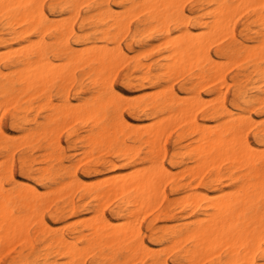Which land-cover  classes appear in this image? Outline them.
Wrapping results in <instances>:
<instances>
[{"label":"bare ground","instance_id":"1","mask_svg":"<svg viewBox=\"0 0 264 264\" xmlns=\"http://www.w3.org/2000/svg\"><path fill=\"white\" fill-rule=\"evenodd\" d=\"M187 1L188 0H105V1L103 0H58L57 2V4L59 5L58 7H61L60 5L71 7L72 15L66 16L68 17V19L65 17L66 19L64 18L62 20H53L48 15L49 11H47L48 14L45 12L44 0H0V22L4 26V29L2 30L7 29L11 35H21L24 41H29V37L34 34L37 35V37L38 36L40 37V41L37 39L39 41L37 47H34V48L32 47L33 43L37 44V40H35L36 42L35 41L32 42L33 41L32 40L31 41L32 46H31V42H29L28 43L29 46L27 47H24L25 45L21 46L22 49L24 47V49L21 51L22 54L18 53L21 55V58H22L21 61H22V65L24 66V70L22 71H24V73L23 75H22V72L21 74L19 73L20 74L19 76L22 75V77L17 78V76H15V78L20 79V82H22L25 85V88L23 87L24 89L20 94L15 95L14 91L10 89L5 82L0 81V97L3 96L11 102L13 100L14 102L15 101L18 102L20 100V97L23 96L25 91L31 90V88H39V86L42 87V89L40 87L39 91L40 90L44 91L43 86H47L49 83H51L56 78L63 77L65 73L70 70L71 67L76 68L77 66H81L84 68H88L90 70V73L94 76V79L90 80L91 82L89 83H92L93 81L94 85H98V88H99L97 90V96L93 99L92 102H87V103H84L83 105L81 104L82 106L78 108L76 107V109L74 110L71 109L70 113H68L69 118H70V115L73 117V120L70 118L71 124L74 123V120L76 119H80V120L82 119L85 121H92L91 123H93L98 128H100V131L98 130L99 132L96 135H92L90 137L92 148L103 146V147L114 149L117 153H120L123 156L128 155V153L132 150L133 147L131 148L129 146L130 144L128 145L126 142H124V138L126 137L136 142L147 143L151 149L150 150L151 156H152L151 158L152 160L153 159L155 160L156 154H157L156 150L158 149V147L160 146L163 147L164 145L163 143H164L165 137L163 139V143H161L163 135L167 132L164 135L167 137V134H169L171 130L173 129L171 128V126L172 125L178 126L181 122H186L188 121L187 119L190 120L194 118V116L192 115H195V113L197 112L196 111L197 108L201 109L202 107H199L200 105L203 106V104L204 105H207V104H205L206 101L203 99L202 101L204 102L201 103V99H199L200 97H198L199 96L198 91H200V88L197 89V92H198V93L196 92L198 95L197 97L196 95L194 98L193 96L191 97L189 96V98H191L192 101L189 100L188 96L186 97L188 100H186L185 97L183 99L182 97H180L178 93H176L171 88L166 91L160 89L161 91L159 90V92H162V93L163 91L165 92L159 98L154 100L152 103V106L149 107V111H150L149 115L150 117H152V119H154L152 120V122L156 120V122H153L154 124L151 122L153 125L150 126L149 125L150 122H148L146 124H148L149 127L148 125L145 124L147 128L146 127L144 128L143 126L144 129H141L142 126H140L139 128L135 124L131 125L130 123H126L125 120L124 122L120 118L121 116L118 114L119 107L125 102H127L128 99L131 97L127 99L123 94L117 92L112 85H109V80L112 83V79H114L115 75L111 79H109V76L113 72L114 68L118 69V67L116 66L119 65L120 67L118 70H120L122 68L121 67L122 65L120 64H123L127 60L134 58L133 56H131V58L128 59V55L120 43V41L122 40L121 39L122 37H119V35L122 32H126V33L129 31L132 32V30L130 29V26L128 27L130 23L129 21L134 16L137 17L138 15L142 14L144 16V19L142 21L143 22L142 24L145 26L144 29H148V30L156 29L157 31L155 32L156 35L152 33L153 36L159 35V37H163L168 42L167 44V42L165 41L166 47L167 45L171 44L170 47H171L172 54L170 55L167 54L168 56L166 58H164V56L162 58V60L165 62L161 64L162 66L160 70L164 78L178 74L179 72L182 73L183 70H185L187 73L188 70L197 69L198 74L197 76L195 74L194 75L196 76L195 78H197V80L199 81L198 82L199 84H203L208 80H212V81L214 80L215 82L216 81L217 82L226 81L225 80L226 72L224 71V66L227 67L228 65L227 63L232 62L231 61L232 56H235L237 57L238 60H242L245 63H247V65H250L249 66L250 68L247 67L250 69V72L246 77L249 78L251 75H254L258 77L260 81L263 83V86L261 87V90H260L261 95H259V97L258 96L255 97V101L264 105V0H199L200 2L199 9H198L199 13L200 11H202L201 9L203 8V5L208 4V6L206 10L203 9L205 11L204 13L199 14L194 19V23L192 22V20L188 18L189 16L188 17L186 16V12L183 7L184 3H186ZM54 3H55V0H54ZM112 3H114L116 7H119L122 10L119 11L116 8H113L111 6ZM84 4H87L88 7L92 9L93 11L98 12L94 16H91L90 19L92 20V22H96L105 27V30L102 33L103 34L102 38L106 40L107 43L111 41L113 46L110 47L108 44L104 46H96L94 44L93 45L91 44V46L87 45L88 47L85 49H83L84 48L83 47V48H80L81 50L80 49L76 50L75 47L74 49L67 42L63 44L61 49L59 50L62 51V53L68 57L69 65L68 64L67 65L71 66L69 69L63 70V66H62L63 64H61L62 62H60V65L62 66L61 68L62 70L60 69L59 71H56L54 70L55 68L52 67L54 63H51L49 60H46L44 62L45 64L47 62V64H50V66H48L47 64L46 66L45 64L38 62L39 64L41 63L40 66L37 63L38 64L37 66L39 67H34L35 63H33L32 55L33 54L37 55V58L35 59L36 61L38 58L40 60L42 59L43 52H45V50L47 49L46 48L47 45L44 43L45 36L47 34H51L58 40H69L70 37L75 36V30L70 21H72V23L74 22L73 21L74 19L73 20L71 19L72 16L75 15L78 9ZM59 11H61V9H59ZM242 13L247 14V21L245 22V24L243 23L244 28L240 32V35L243 36L244 39L239 40L238 34L236 32V26L233 22H235L236 20L234 17L238 16L237 17L238 19L240 15H243ZM172 25H174L173 29L171 28ZM253 26L261 27V29L257 30L256 32L254 31L255 33L253 32L254 34L250 35L249 32ZM196 29H201L202 31L197 33ZM174 31L178 33L175 35V37H173ZM138 33H139L138 36H140L141 33L140 32ZM118 37L120 38V41ZM152 38H155V37H152ZM82 40L76 39L77 43ZM85 40L87 41V39ZM153 40H157V39H153ZM160 43L161 41L159 42V44ZM162 43H161V47L163 46ZM249 43H253V45L251 44L249 45ZM150 46H152V44H150ZM163 47L165 48V46ZM17 48L20 49V47H17ZM213 48L216 49L215 54L212 53ZM15 50L17 51L16 48ZM15 50L12 49L11 54L13 53V51L15 53ZM144 52H143V55H144ZM16 54L17 52L15 53V55ZM133 55H136V54H133ZM138 55H140L141 57V54L139 53L135 57L137 58ZM157 59L158 58H156V60ZM220 59H226L228 60V62L222 63L220 62ZM65 62L68 63V61H65ZM152 65L153 64H149V65L142 64L141 65L138 62L136 63V67H138L139 69L151 70ZM232 66L233 65L229 66V68L225 67V70L226 71H228V69L230 70ZM3 73L5 75V72ZM68 73H70V71ZM116 73H117V70H116ZM71 80H69V82ZM18 82L19 80H17V83ZM74 82L71 81V83H74ZM215 82H212V83H215ZM71 83L69 84L72 85ZM171 83H174V82H171ZM206 85L208 84L206 83ZM80 86H77V87H80ZM68 87H71V86L68 85ZM68 87L66 88V91H65L66 94L68 91L67 90ZM200 87L202 88L201 85ZM217 88L220 89V87H217ZM130 90L132 89L130 88ZM224 91L223 92L221 91L223 95H224ZM217 92H218L217 94H220V90H217ZM152 96H155V95L152 94ZM217 98L216 99L212 98V99H209V100L207 99V100L209 102H212L213 100L219 101V99ZM48 100L49 98L46 100L47 101L46 107L48 106ZM11 102L9 103V102L3 101L2 105H4V107L7 110V108H9L10 105L13 103ZM69 102L70 101H68V103L67 102L65 103L69 105ZM6 103L7 104L9 103L10 105H7L6 107ZM49 103H51V101ZM52 103L50 104L51 106H52ZM17 105L19 106V104ZM54 105L57 106L56 104ZM54 105L53 107H55ZM108 107L113 108L111 115H109L108 113L109 112ZM13 109L15 110L16 108L13 107ZM48 109H51L52 111V108H50L49 106H48ZM227 109H230V108H227ZM69 110L70 108L68 110H65L66 113ZM21 111L23 112V109ZM228 111L229 110H227V112ZM230 111H233V110H230ZM61 112H63L64 114V110H62ZM20 115H17V116L20 117ZM219 115L216 112L214 113L213 116L214 118H217ZM21 117L23 118V116ZM245 117H247L246 114H245ZM228 118L232 119V117H228ZM235 118H236V115H235ZM260 119L259 120L257 119V121H260ZM52 120L54 119L52 118ZM19 121H22V120H19ZM200 124L202 125V122H200ZM66 125L69 126L68 124ZM189 125H190L189 135H196V138H197L196 145L195 146L192 145V147L194 146L193 151L196 152L195 158H197V161H196L197 163L194 164L195 166L191 164L192 166H194L193 168H190L191 167L190 164L188 166L190 168L189 171L193 172V175H190L191 178H196L198 179V181L202 180L204 177V175L202 174L203 170L206 171L207 168L210 167V165L216 166V164H218L220 166L222 161L219 163L217 160L220 161V159L224 158L227 161H229L231 165L233 159H235V161L233 160L234 163L239 162L242 159H244V161L248 165V168L252 170L251 174L248 177L247 190L245 189L246 191H244V189L241 188L243 189L241 192L244 191L243 194L234 195V194H237L238 192L231 191L234 193L225 194L221 197L217 196V198L213 196L215 197L213 198L211 197L212 194L209 195L206 191H198L196 188H188L186 184H183V182L181 181L176 182V178L174 177L175 174L171 175V172L166 170L164 167H160V165L156 163L157 161L153 162V164L155 163L157 166L155 164L153 166L152 164L149 163V165H152V168L150 169L151 166H149V170L146 172L145 170H143V168L141 169L143 172H139V171L137 172V168L135 167L136 171H134L135 170L134 168L132 170L134 172L132 173L130 172L129 175L120 174L117 176L115 174L116 175L115 176L113 174L115 177L111 178L109 176L110 179H108L106 178L108 176H106L104 177L106 179L101 182H98L101 178H99V180L97 179L96 183L80 182V179L79 181H75L74 183L73 182L67 183L65 181L66 183L65 185H63V188L65 190L67 189V191H65L66 195L71 194V193L73 194V192L75 193L78 190H82L85 192V195L92 197V199H94L96 201L95 203L97 204L96 209H95L96 216L94 217V214L91 213L93 215L92 220L88 222V224L85 223L87 225V228L90 234L88 235L82 234L81 236L78 235L79 236L78 240H82L86 242L84 244L86 245L85 247H83L82 245L81 248H79L74 243V241L72 244L71 240L69 241L63 236H62L63 238L61 239L59 238L57 239L54 238L55 240L53 239L54 242L52 243L55 244L58 251L61 252V253L58 252V254H64L68 258V260L66 259L68 261L67 264H82L80 263V261H81L83 253L85 254V251L86 252L88 251L96 252V255H97L96 263L98 264H120V261H119L120 256L124 259L125 262L130 261L129 264H131V260L132 262L138 259L144 260L147 257L152 260V264H168L167 262L162 261L158 255L154 254L152 249L149 250V247L148 248L146 247L145 243L142 241V239L139 236V232H140L138 229L139 223L138 225H136L137 219H140L138 216L140 215L141 212H142L141 214H143L142 216H144L145 212L149 213L151 208L153 207L156 208V206L154 205H157V204L159 205L161 202L164 203L168 201V194H167L168 186L172 187V188L170 187L172 189V192L176 194H184L183 197L180 198V201H181L182 206L185 207V209H187V216L185 218H181V217L177 218L174 215H168L167 212L163 213V211H161L165 220L168 222H172L171 225L168 224L169 226H163L162 230L164 231V235L171 236V243L170 244L168 243V244L172 246L174 249H176L177 264H197L202 259H205L210 256L213 257L214 255L216 256L219 253L226 254V257L228 259V260L226 259V262L228 264L229 263L232 264V260H237V259L239 261H244L246 264H254L253 255L255 254V252L261 250V252L264 253L263 251L264 246L262 245V243L264 242V175H263L264 168H262L261 166L260 168L258 166L260 169L259 170L256 169L257 165L255 163L256 153L261 152V153H257V155L259 154L262 156L264 154V148L261 149L263 151L261 150L256 151L254 149L256 151L255 153L253 151L252 145L246 141V138L245 139L241 138L245 136V135H242V134H245L243 132L245 131L247 132L250 129L249 123H247V125L233 124V123L224 124L222 127L214 131H210L207 128L203 129L202 127L198 125L196 120L191 121ZM60 126L59 128L61 129L60 131H58L59 133L64 129ZM245 126H248L249 129L247 130L245 129V131H243L244 128H246ZM168 127L170 128L169 130H168ZM207 127L209 128V126ZM19 129L24 131L22 133L24 135H21V136H23V138L28 144H32L36 136H40L42 133H45L44 129L41 131L34 132L32 131L30 127L23 128L21 125H19ZM260 134L264 136V126L260 127ZM14 136L16 137V135ZM121 136H123L124 138H121ZM10 137L11 138H9L6 131L3 130L2 127L0 126V147L4 148L5 150H8L9 141L11 143V140L9 139H12L13 135H11ZM17 137H19V135ZM56 137H58V135ZM87 137L89 138V136ZM23 138L20 137V139H23ZM20 139L18 138V141ZM54 139H55V136H54ZM159 143L161 145H159ZM179 143L181 142L178 140V144ZM182 144H185V143H182ZM189 149H190V146H189ZM132 151H134L135 153V150H132ZM11 152H14V150L12 149ZM86 152H87V149H86ZM89 153L91 154V152ZM10 154H8L7 156H10L9 159H12L13 153H10ZM160 154L159 155L161 156V158L159 155L158 157L162 160L164 153H160ZM237 155L239 156L238 158H237ZM89 156L87 158H90ZM50 157L51 156H49V158ZM192 157L194 158V156ZM4 159L7 160V158H4ZM4 159L3 161L6 162L7 164L8 160L6 161ZM67 161H68V157H67ZM11 162L10 164H12ZM113 162L114 161H111L110 163H113ZM160 163L162 164V162ZM10 164L8 162L7 165L5 166L3 165V168L5 167V170L7 168L8 170H10L9 168ZM112 165H114V163ZM6 166L8 167L6 168ZM234 166H237V165L235 164ZM239 166L241 168V165ZM20 167L23 173L26 171H29V167L25 159L20 160ZM243 174L244 173H242L241 175ZM258 174L261 176L263 175V176L261 177ZM180 175H184V174H181V171H180L179 176ZM10 178H11V173H10ZM191 178H189V180ZM212 178L214 179L215 177H212ZM216 178H219V177L216 176ZM93 181L95 182V180ZM60 186L62 187L61 184ZM56 187H55L56 189L52 191L58 192L59 185H57ZM235 188H238L237 190H240L239 185L236 186ZM38 192L39 191H37L36 189L34 190V187H33V190H24L22 188V189L12 190L10 193L9 192L5 193L3 191H0V250L2 248L5 249L6 246L7 248H11L12 246L11 247L9 246L11 244L13 245L19 244L21 247V250L17 252V254L13 258L10 257L12 258L11 264H35L37 260V259L30 260L28 256L24 254V248L27 245V241H29L28 239H30L28 236V230H29L30 224L26 223V220L30 222L29 221L30 216L29 214L24 215L23 213L25 211L32 210L33 207H36V205L39 204L40 196H41L39 193L41 191L39 193ZM47 192L48 190H46V194ZM56 194L57 193L55 192V194H52L51 197L53 198V196ZM59 194L60 193H58V195ZM232 194L234 196H232ZM218 195H221V192ZM56 197H54V199ZM114 198L118 200V206L117 208L113 210L112 215L115 217L126 218L128 220V223H127V220H125L126 223L123 220L125 223L124 227L117 226L118 224H120L119 222L112 224L111 216L107 215L104 211L103 202L105 201L108 204L110 200ZM174 200L175 199H173V202ZM10 204L17 205L18 214H16L15 212L16 210L14 209L13 206H7ZM32 213L36 217V218L34 217L32 218L33 219L32 222L33 221L35 222L37 220L40 223V220L43 221L42 220L43 218L41 216V214L43 215L42 211L41 212L39 211V213L37 212L39 217L36 216L37 214H35V212H32ZM199 215H203L205 216V218L202 219V217H200ZM27 217H29V219H27ZM48 218L51 219L50 217ZM158 218H160V216L157 217V219ZM79 220H81V218H79ZM83 222H85V220ZM64 224L66 225L67 223L65 222ZM48 231L49 230L47 228L45 232L47 233ZM3 250L1 251L2 254H3ZM263 253H261V255ZM2 254L0 255V257L2 256ZM45 256L46 255L44 254V257ZM263 258H264V255H263ZM173 261L175 262V260ZM204 261H207V260H204ZM262 262L264 263V261ZM62 263L64 262L62 261ZM256 263L259 264V261ZM208 264H211V263H208Z\"/></svg>","mask_w":264,"mask_h":264},{"label":"rangeland","instance_id":"2","mask_svg":"<svg viewBox=\"0 0 264 264\" xmlns=\"http://www.w3.org/2000/svg\"><path fill=\"white\" fill-rule=\"evenodd\" d=\"M103 1H105V0H103ZM57 2H58V0H55V3H54V0H44L45 12L47 13V11H49V14L48 13L47 14L49 15V17L51 19L62 20L66 16L72 15L71 7L62 6V5H60L62 8L58 7L59 5L57 4ZM47 4H48V6H47ZM199 4H200L199 0H188L186 3H184V6H183L184 10L186 12V16L187 17L189 16L188 18L190 20H192L193 23H194V19L199 14L204 13L205 11L203 9L206 10L207 6H208V4L203 5V8L201 9L202 11H200V13H199L198 12ZM187 5H188V7H187ZM111 6L113 8H116L119 11L122 10L121 8L116 7V5L114 3H112ZM46 7H48V8H46ZM59 9H61V11H59ZM77 13H75V15H73L74 18H73V16H72V18L70 17L72 20L74 19L73 23H72V21H70V22L73 25V28L75 30V36L70 37L69 40H58L54 36H52L51 34H47L45 36V42H44L47 45V47H46L47 49L45 50V52H43L42 59L40 60L38 58L36 61L35 59L37 58V55H35V54L32 55L33 63L36 64V66L34 64V67H39L41 63L45 64L44 61L49 60L51 63H54V65L56 63L55 66L54 65L52 66L55 68L54 70H56V71H59L62 68V66H63V70L69 69L71 66H68L69 65L68 57L65 54H63L62 51L59 50V49H61L62 45L67 43V42L73 48L75 47L76 50L83 48V47H84L83 49H85L88 46H91V44L92 45L94 44L96 46H104L107 44L110 47L113 46L111 41H109V43H107L106 40H104L102 38V35H103L102 33L105 30V27L103 25L96 23V22H92V20L90 19L91 16H94L95 14L98 13L97 11H93L92 9H90L88 7L87 4H84L78 9ZM242 14L243 15H240V17L238 19H237L238 16L234 17L236 20H235V22H233L236 26V32L238 34L239 40L244 39V37L240 35V32L243 30L244 24L247 21V14L246 13H242ZM51 15H53V16H51ZM54 15H56V16H54ZM75 17H76V19H75ZM135 17L136 16L131 18V20L129 21L130 23L128 25V27L130 26V29L132 30V32H130V31L127 33L122 32L119 35V37H122L121 41H120V38L118 37L119 41L121 43V46L124 48L125 52L128 55V59L131 58V56H133L134 58L127 60L123 64H120V65H122L121 66L122 68L120 70H118L120 66L119 65L116 66V67H118V69L114 68L113 72L109 76V79H111L115 75L114 79H112V83L109 80V85H112L117 92L123 94L127 99L129 97L132 98V99L129 98L127 102H125L124 104H122L119 107L118 114L121 116L120 118L123 121L125 120L126 123H130L131 125L135 124L139 128H140V126H142L141 129H144L146 127L145 124L148 122H150L149 123L150 126L153 125L154 124L153 122H156V120L152 122V120H154V119H152V117H150V115H149V112H150L149 107L152 106V103L154 100L159 98L161 95H163V93L166 90H169L170 88L172 90H174L176 93H178L180 95V97H182L183 99L185 97L186 100H188L186 98L187 96H188V98H189V96L190 97L193 96V98H194L195 95H196V97L199 95L198 97H200L199 99H201V103L204 102V101H202V99H203L206 101L205 104H207V105H204V104H203V106L198 105L199 107H202V108L201 109L197 108L196 113L194 111L195 115H192V116H194V118L191 117L193 120L187 119L188 121L181 122L179 125L177 124L178 126L172 125L171 128H173L174 130L172 129L171 132L169 134H167V137L164 136L167 133L166 132L163 135V138L161 140L162 142L160 141L161 143H163V139L165 137V140L163 143L164 148L162 146L158 147V149L156 150L157 151L156 158H155V160L154 159L152 160V158H151L152 156H151V152H150V150H151L150 146L145 142H136L134 140L128 139L126 137L124 138L123 136H121V138H124V142H126L128 145L130 144L129 146L131 148L133 147L132 150H135V153H134V151L131 150L132 152L130 151L128 153V155L123 156L122 154L117 153L114 149H111V148L100 146L97 148L95 147L96 148L95 149V148L91 147L92 143L90 141V137L92 135H96L100 131V128H98L96 125L91 123L92 121H85L82 119L81 120L76 119V120H74V123L71 124L70 118L73 120V117L70 115V118H69V116H68V113H70L71 109L74 110V109H76V107L78 108V107L82 106L84 103L92 102L93 99L97 96V90L99 88H98V85H94L93 81H92L93 84L89 83V82H91L90 80L94 79V76L90 73V70L88 68H84L81 66H77L76 68L71 67L69 70L70 73H68L69 71H67L63 77L56 78L51 83H49L50 85L46 84L47 86H43L44 91L43 90L39 91L41 86H39V88H31V90L25 91L23 96L20 97V100L18 102H16V101L14 102V100H13L12 101L13 103H12L11 101L7 100V98H5L3 96L0 97V115L3 114L0 116V126L2 127L3 130L6 131L9 138H11L10 136L13 135L12 139H9V140H11V143L9 141L8 150H5L4 148L0 147V149H1L0 150V159H1L0 160V185H1L0 189L3 187L0 191H3L5 193L6 192L10 193L12 190H17V189H22V188L24 190H33V187H34V190L36 189L39 192L41 191L40 193L38 192L41 195L39 204H37L36 207L32 208L33 211L28 210V211H25L23 213L24 215L29 214V216H30V219H29V217H27V219H29L30 222H28V220H26V223L30 224L29 225L30 227L28 230V236L30 238L28 240L30 242L27 241V245L24 248V254H26L30 260L37 259L35 264H67L68 258L64 254H58V252L59 253H61V252L58 251L56 245L52 243L57 238L61 239L64 237V238L68 239L69 241L71 240L72 244L74 241V243L79 248H81L82 245H83V247L86 246V245H84L86 242H84L82 240H78V237L81 236L82 234H87V235L90 234L86 224H88V222H90L92 220V216H93L92 214H94V217L96 216L95 209H96L97 204L95 203L96 201L94 199H92V197L85 195V192L82 190H78L75 193L73 192V194L71 193V194L66 195L65 191H67V189L65 190L63 188V185H65L66 182L67 183H70V182L74 183L75 181H79V179H80V182L96 183L97 179L99 180V178H101V179L98 182H101V181L105 180L106 178L110 179V177L112 178V177H115L116 175L117 176L120 174L121 175L122 174L129 175L130 172L132 173V172L136 171V168H137V172L138 171L143 172L141 170L142 168L146 172L149 170V166H151L150 167V169H151L152 165L154 166V164H155V163L153 164V162L157 161L156 163H158L160 165V167H164L166 170L170 171L171 175L175 174L174 177L176 178V182L181 181V182H183V184H186V186L188 188H196L198 191H206L209 195L212 194L211 197L215 196L217 198V196L221 197L225 194L234 193L235 191L238 193L234 194V195H238V194H243L244 191L247 190V181H248V177L251 174L252 170L250 168H248V165L244 161V159H242L239 162H235V163H234L235 159H233L234 161L232 160L231 165H230L229 161H227L224 158L220 159V161L217 160L219 163L222 161L220 166L218 164H216V166L210 165V167L207 168L206 171L203 170V173L201 171V173L204 175L202 180L198 181V179H196V178H191L190 175H193V172L189 171V170H190V168H193L195 166L194 164L197 163L196 162L197 158H195L196 152L193 151V147L196 145V139L197 138H196V135H189V133H190V131H189L190 125L189 124L191 121L196 120L198 125L200 127H202L203 129L207 128L210 131H214V130L222 127L224 124H232L233 123V124L247 125V123H249L250 129L248 128V126H245L246 128H244L243 131H245V129L246 130L249 129V130L247 132L246 131L243 132L245 134H242V135H245V136L241 137V138H243V139L246 138V141L252 145L253 151L256 153L257 150H261L262 148H264V136H262L260 134V127L264 126V115H263L264 114V105L255 101V97H257V96L259 97V95H261L260 90H261V87L263 86V83L260 81V79L258 77L254 76V75H251L249 78L246 77L250 72V69H249L250 65H247V63H245L242 60H238L237 57H235V56H232V60H231L232 62H230L231 64L227 63L228 60H226V59H220V62L228 64L227 67L224 66V71L226 72L225 73V78H226L225 80L226 81H218V82L216 81L215 82L214 80L213 81L208 80L203 84H199L198 83L199 81L197 80V78H195L198 74L197 69L188 70L189 72L187 71V73L185 70H183L182 71L183 74L181 72H179L178 74L172 75L173 77L169 76V77L164 78V76L161 74V70H160L161 66H162L161 64H163V62H165L162 60V58H163V56H164V58H166L168 55L172 54L171 47H170L171 44L169 43L170 45H167V47H166V45H165L166 40L163 37H159V35L155 36L156 35L155 32H157L156 29H153V30L144 29L145 26L142 24L144 16L142 14L138 15L136 18ZM66 18L68 19V17H66ZM171 28L173 29L174 25H172ZM2 29H4V26L0 22V38H1L0 39V51H1L0 52V70H1L0 71V81L5 82L8 85V87L14 91V93L16 95V94H20L23 91V89L25 88V85L22 82H20V79H17L18 77L19 78L22 77V75L24 73V71H22V70H24V66L22 65V61H21V59H22L21 55H20V54H22L21 51L24 49V47L29 46L28 43L31 42L32 40H33L32 42H34L37 39L40 41V37L39 36L37 37V35L34 34V35H31L29 37V41H24L22 39L21 35H11L7 29L6 30H2ZM260 29H261V27L253 26L252 29L250 30L249 34L253 35L257 30H260ZM200 31H202V30L196 29L197 33H199ZM138 32H140V33L142 32L143 35L141 33L140 36H138L139 35ZM152 33L155 35L153 36ZM151 34H152V36H151ZM176 34H178V33L174 31L173 37H175ZM124 35H126V36H124ZM152 37H155V38H152ZM76 39H79V40L83 39V40L77 43ZM85 39H87V41ZM153 39H157V40H153ZM38 40H37V44L33 43V46H32V42H31V46L33 48L38 46V42H39ZM160 41H161V43L162 42L164 43V44L162 43V45L165 46V48L163 46L161 47V43L159 44ZM87 42H89V43H87ZM134 43H135V45H134ZM26 44H28V45H26ZM150 44H152V46H150ZM167 44H168V42H167ZM250 44L253 45V43H249V45ZM23 45H25V46L22 49L21 46H23ZM40 45H42V44H40ZM17 47H20L21 50L18 49ZM15 48L17 49V51L15 50ZM12 49L15 50V53L17 52L16 55H15L14 51H13L14 54L13 53L11 54ZM6 50H8V51H6ZM149 50L150 51L152 50V51L150 52ZM25 51H26V49H25ZM215 51H216V49L213 48L212 53L215 54L216 53ZM143 52H144V55H143ZM18 53H20V54H18ZM138 53L141 54V57H140V55H138L139 58L138 57L136 58L135 56H137ZM133 54H136V55H133ZM3 58H4V60H3ZM156 58H158V59L156 60ZM34 60H35V62H34ZM49 61H48V63H49ZM65 61H68V63H66ZM38 62H41V63L39 64ZM60 62H62L61 63V64H63L62 66L60 65ZM137 62L140 63L141 65L142 64H144V65L153 64V65H152L151 70L139 69L138 67H136ZM37 63L39 64V66H37L38 65ZM46 64H47V62H46ZM47 65L50 66V64H47ZM231 65H233L234 67L232 66V68H230V70L228 69V71H226L225 67L229 68V66H231ZM247 67H249V68H247ZM73 68H74V70H73ZM116 70H117V73H116ZM136 70H137V72H136ZM15 71L16 72L18 71L17 72L18 74ZM3 72H5V75ZM6 72H7V74H6ZM21 72H22V75L19 76L21 74ZM15 74H17V75H15ZM15 76H17V78H15ZM67 76H68V78L70 77L72 80L70 78L68 79ZM164 79H166V80H164ZM17 80H19L18 83H17ZM64 80L66 81V83ZM69 80H71L73 82L75 81V82L71 83V81L69 82ZM173 80H175V81H173ZM211 81L215 82V83H212ZM171 82H174V83H171ZM69 83H71L72 85H70ZM206 83L208 85H206ZM80 84H81V86H80ZM68 85L71 87H68ZM200 85L202 86L203 89L200 87ZM77 86H80V87H77ZM83 86H84V88H83ZM131 86H133V87H131ZM170 86H172V87H170ZM67 87H68V89H67L68 91L66 94L65 91H66ZM165 87H167L168 89ZM217 87H220V89ZM79 88H80V90H79ZM130 88L133 91L130 90ZM163 88H165V89H163ZM199 88H200V91H198L199 92L198 93L197 89H199ZM41 89H42V87H41ZM160 89L165 90V91H163V93L159 92ZM217 90H220V94H217L218 93ZM221 91L222 92L224 91V95ZM231 91H232V93H231ZM155 92H157V93H155ZM196 92L198 93V95ZM81 93H83V94H81ZM144 93H146V94H144ZM59 94H61V95H59ZM152 94L155 96H152ZM157 95H159V96H157ZM58 96H60V97H58ZM133 96L136 98H134ZM215 96H217L218 98ZM47 97L49 98L48 106L50 108H52V111H51V109H48V106L46 107V105H47L46 100L48 99ZM133 98H134V100H133ZM212 98H214V99L217 98V99H219V101L218 100H216V101L211 100L212 102H209L208 100L212 99ZM2 99H3V101L9 102V103L11 102L12 106L9 103L8 104L6 103V107H7V105H10V107L7 108V110H6L4 105H2L3 104ZM189 100H191V98H189ZM50 101H51V103L53 102L52 106L50 105L51 103H49ZM68 101H70L69 105L67 104ZM78 101H80V102H78ZM65 102H67V103H65ZM17 104H19V106ZM54 104H56L57 106H55ZM53 105L55 107H53ZM13 107L16 109L14 110ZM35 107H37L38 110ZM53 108H55V109H53ZM69 108H70V110L67 111V113H66L65 110H68ZM108 108H109L108 113H109V115H111L113 108H111V107H108ZM227 108H230V109H227ZM22 109H23V112L21 111ZM58 109H59V111H58ZM226 109L229 110L228 111L229 113L227 112ZM62 110H64V114H63V112H61ZM230 110H233V111H230ZM126 111L128 112V114ZM216 112L218 113V115L219 114L220 115L217 118H214L213 115ZM28 113H29V115H28ZM245 114L247 115V117H245ZM17 115H20V117ZM235 115H236V118H235ZM21 116H23V118ZM53 116H55V117H53ZM130 116H132V117H130ZM228 117H232V119L228 118ZM248 117L250 120L248 119ZM52 118L54 120H52ZM257 119L258 120L260 119V121H257ZM19 120H22V121H19ZM200 122H202V125L200 124ZM136 123L139 125H137ZM53 124L55 125V127ZM66 124H68L69 126H67ZM203 124H205V125H203ZM19 125H21L23 128L30 127L32 129V131H34V132L41 131L44 129L45 133H42L40 136H36L34 142L32 144H28L25 141V139L23 138V136H21V135H24V134H22L24 131L19 129ZM146 125H148V124H146ZM149 125H148V127H149ZM211 125H213V126H211ZM59 126L64 128L60 133L58 132L61 129V128H59ZM143 126H144V128H143ZM207 126H209V128ZM56 127H58V128H56ZM169 127H168V130L170 129ZM14 135H16V137ZM18 135H19V137H17ZM57 135H58V137H56ZM54 136H55V139H54ZM87 136H89V138ZM20 137L23 139H20ZM18 138L20 139L19 141H18ZM56 138H58V139H56ZM192 139H193V141H192ZM178 140L181 143L178 144ZM182 143H185V144H182ZM159 145H161V144L159 143ZM192 145H194V146L192 147ZM18 146H19V148H18ZM189 146H190V149H189ZM10 149L11 150L13 149L14 152H11ZM86 149H87V152H86ZM186 149H187V151H186ZM261 151H263V150H261ZM89 152H91V154ZM10 153H13L12 159H9L11 156ZM160 153H164L162 160L160 159L161 158ZM257 153H261V152H257ZM257 153H256L257 158L255 157V163L257 165L256 169L259 170L261 167L264 168V154L262 153L263 154L262 156L258 154L259 155L258 156ZM8 154H10V156H7ZM193 154H195V155H193ZM158 155L160 156V158L158 157ZM49 156H51V157L49 158ZM66 156L68 157V161H67ZM88 156L90 158H87ZM192 156H194V158ZM238 157L239 156L237 155V158ZM4 158H7L8 161ZM77 158H78V160H77ZM85 158H86V160H85ZM3 159L7 161V164H8V162L10 164V162L12 160V162H11L12 164H10L11 167L8 165L10 170H8V168H7L8 166H6V168H7L6 170H5V167L3 168V165L4 166L7 165L6 162L3 161ZM21 159L26 160L28 167H29V171H26L24 173L22 172L21 167H20V160ZM98 159H100V160H98ZM98 161H100V162H98ZM111 161H114L113 162L114 165H112L113 163H110ZM160 162H162V164ZM149 163L152 165H149ZM189 164L191 166L190 168L188 167ZM191 164L194 166H192ZM235 164L237 166H234ZM239 165H241V168ZM238 166H239V168H238ZM258 166L259 167L261 166V167L259 168ZM182 167H183V169H182ZM134 168H135V170L132 171ZM179 170L181 171V174H184V175L179 176V173H180ZM9 171L11 173V178H10ZM173 171H174V173H173ZM18 172H19V174H18ZM242 173H244V174L241 175ZM113 174L114 175L116 174V175L114 176ZM106 176H108V177H106ZM216 176L219 178H216ZM259 176H261V175H259ZM104 177H106V178H104ZM188 177L191 179L189 180ZM212 177H215V178L213 179ZM220 177H222V178H220ZM93 180H95V182ZM90 181H92V182H90ZM60 184L62 185V187L60 186ZM57 185H59V187H58L59 191L58 192L52 191V190H55L57 188L56 187ZM238 185L240 187V190H237L238 188H235ZM4 187H6V188H4ZM170 187L169 186L167 187L168 201L164 202V203L161 202L159 205L158 204L154 205V206H156V208H154V207H153L154 209L151 208L149 213L148 212L144 213L145 214L144 216H142L143 214H141L142 213L141 212L140 215L138 216L140 219H137V224L136 223L135 224L138 225V223H139V228L137 226V228L140 231L139 236L142 239V241L145 243L146 247L147 248L149 247V250L152 249L154 254L158 255L162 261H165L168 264H177V262H176V259H177L176 258V249H174L172 246L169 245L171 243V236L170 235H164V231L162 230L163 226H169L172 224V222L166 221L161 211H163V213L167 212L168 215H174L177 218H179V217L185 218L187 216V209H185V207L182 206L181 201H180V198L183 197L184 194H176V193L172 192V189H171L172 187L171 188ZM241 188L244 189L243 192H241L243 190ZM46 190H48V192H47L48 196L46 194ZM228 191H230V192H228ZM231 191H234V192H231ZM55 192L57 194L54 195L52 198L51 196H52V194H55ZM220 192H221V195H218V194H220ZM58 193H60V194L58 195ZM215 193H217V194H215ZM234 195L232 194V196H234ZM54 197H56L57 199L56 198L54 199ZM215 197H213V198H215ZM49 199H51V200H49ZM53 199H54V201H53ZM173 199H175L176 201L174 200V202H173ZM84 200H86V201H84ZM7 206H13L14 209L16 210L15 211L16 214H18L17 205L10 204ZM117 206H118V200L115 198L111 199L108 204L105 201L103 202L104 211L107 215L111 216L112 224L119 222L120 224H118L117 226L124 227L125 223H126L125 220H127V219L123 218V217H115L112 215L113 210L115 208H117ZM40 209H42V210H40ZM39 211L43 212V215L41 214L43 219L40 217L43 221H41L39 218L40 223L37 220L35 222L34 221L32 222V220H33L32 218L33 217L36 218L32 212H35V214H37V212L39 213ZM30 213H32V214H30ZM36 216H38V214ZM159 216H160V218L157 219V217H159ZM199 216L202 217V219L205 218V216H203V215H199ZM48 217H50L51 219H49ZM79 218H81V220H83V221L85 220V222L79 220ZM123 220L125 221V223ZM65 222L67 223L66 225L64 224ZM73 222H75V223H73ZM81 222H82V224H81ZM31 223H33V224H31ZM127 223H128V220H127ZM37 224H38V226H37ZM63 224H64V226H63ZM43 225H45V226H43ZM136 225H135V227H136ZM47 228L49 231L46 233L45 231ZM33 230H35V231H33ZM147 235H149V236H147ZM262 245L264 246V242L262 243ZM9 246L10 247L12 246L14 248H12V247L7 248V246H6L5 249L2 248L0 250V253L3 249L5 250V251L3 250V254L1 253L2 256L0 257V264H2V263L3 264H11L12 258L17 254V252H19L21 250V247L19 244H14V245L11 244ZM6 249H7V251H6ZM157 250H159V251H157ZM4 252H6V253H4ZM260 252H261V250L256 251L255 254L253 255L254 264H258V263H256L258 261H259V264H264L262 262V261H264V258H263L264 253L261 252V253H263L261 255ZM44 254L46 255L45 257H44ZM10 257H12V258H10ZM84 257H86V258H84ZM96 257H97L96 252H90V251L86 252L85 251V254L83 253V255H82L80 263H82V264H98V263H96ZM251 257H252V255H251ZM83 259H84V261H83ZM226 259H227V257H226L225 253H219L216 256L214 255L213 257L210 256V257H207L205 259H202L203 261L201 260L197 264H200V262H201V264H208V263H211V264H228L226 262ZM141 260L142 259H138V260H135L133 262L131 260V264H152V260L148 257L142 261ZM173 260H175V262ZM204 260H207V261H204ZM62 261L64 263H62ZM119 261H120V264H129V262H130V261L125 262L121 256L119 258ZM232 264H246V263L244 261H239L237 259V260H232Z\"/></svg>","mask_w":264,"mask_h":264}]
</instances>
